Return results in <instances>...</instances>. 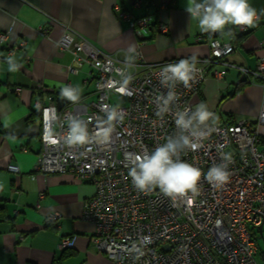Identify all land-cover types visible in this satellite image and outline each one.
Listing matches in <instances>:
<instances>
[{"label": "built area", "instance_id": "2783aa9c", "mask_svg": "<svg viewBox=\"0 0 264 264\" xmlns=\"http://www.w3.org/2000/svg\"><path fill=\"white\" fill-rule=\"evenodd\" d=\"M142 1L136 0L135 5ZM119 17L131 20V13L119 9ZM149 23V16L144 15L134 18L131 26L142 36L148 33ZM157 29L166 33L168 25L159 23ZM204 34L209 37L210 46L209 56L201 59L205 66L195 64L196 78L190 87L176 85L174 91L179 100L163 116L157 114L156 98L166 95L169 89L161 84L160 73L175 61L148 64L145 71L130 73L112 55L71 29L57 41L62 49L75 55L69 72L77 74L85 63L94 69L96 99L86 102L80 96L78 102L67 101L60 110L51 98L46 104L38 101L42 148L37 168L45 173H71L95 186V193L84 202L81 215L94 224L96 248L117 264H259L255 236L256 230L261 227L262 231L264 226V95L255 121L218 118L214 130L199 141L195 151L181 153V160L200 168L204 174L198 195L173 200L159 188L141 192L129 176L137 156L151 153L177 133L175 113L196 108L192 100L207 76L212 73L221 78L226 73L225 66L229 64L225 57L234 46L218 40V33ZM6 38V33L0 35V41ZM136 51L135 59L142 63L143 56ZM219 64L224 68H216ZM239 70L264 79V58L254 71L245 67ZM128 75L131 79L125 84ZM66 87L77 89L70 83ZM113 94L126 98L128 104H112ZM112 109L121 113L123 120L115 122L105 142L94 140L84 146L66 143L73 117L85 121L89 133L95 135L106 126L103 121ZM228 153L230 179L217 187L206 179V173L222 163L223 155ZM7 169L20 171L15 164H9ZM59 218L60 214L54 212L46 221L57 222ZM72 244L70 237H63L60 247Z\"/></svg>", "mask_w": 264, "mask_h": 264}, {"label": "crops", "instance_id": "0c3cea01", "mask_svg": "<svg viewBox=\"0 0 264 264\" xmlns=\"http://www.w3.org/2000/svg\"><path fill=\"white\" fill-rule=\"evenodd\" d=\"M135 1L0 0V35L7 34L0 41V264H117L96 248L94 224L81 215L95 186L71 173L37 168L42 148L38 101L46 104L50 92L59 94L68 83L86 102L96 95L90 65L83 64L77 74L69 72L75 55L57 43L67 29L112 55L130 73H141L148 64L191 62L193 57L195 64L205 66L201 59L210 54L209 37L197 40L204 33L186 11L188 0H152L149 7ZM249 2L259 15L257 23L245 31L228 25L225 34L218 33V40L234 46L225 57L229 66L221 78L210 73L192 100L195 107L206 104L216 117L228 121H255L264 95V79L239 70L254 71L264 58V0ZM119 9L131 13V20L119 17ZM143 15L150 16L152 25L141 36L131 22ZM162 22L168 25L166 33L157 29ZM231 28L240 39L235 40L232 31L227 34ZM132 45L143 61L135 59L129 67L125 57ZM10 56L21 65L15 72L8 71ZM9 164L20 171H9ZM54 212L59 220L47 222ZM63 237L72 239L71 247H60Z\"/></svg>", "mask_w": 264, "mask_h": 264}, {"label": "clouds", "instance_id": "9594fccd", "mask_svg": "<svg viewBox=\"0 0 264 264\" xmlns=\"http://www.w3.org/2000/svg\"><path fill=\"white\" fill-rule=\"evenodd\" d=\"M186 11L192 18L198 20L199 30L208 34H225L228 25L241 26L242 29L250 28L255 26L259 19L257 10L252 7L249 0H188ZM227 34L231 35L230 29L227 30ZM136 55L135 46H130L125 57L129 67L133 65ZM195 62V57L191 62L188 59H180L164 67L160 73V82L169 91L166 95L156 98L159 104L158 115L169 113L172 105L179 100L174 91L178 83L187 88L195 81ZM7 63L10 72H15L21 67L11 56L7 58ZM130 79V75L126 76L124 83L127 84ZM61 96L73 103L80 99L78 90L71 87L63 88ZM106 116V120L103 121L106 126L101 127L95 135L89 133L85 121L73 117L66 133V143L70 146H84L94 140L105 142L113 131L115 122L123 120V115L116 109L108 111ZM217 121L218 117L203 103L194 110L177 111L175 113L177 133L169 136L165 143L151 153L135 158L129 171L134 187L141 192L159 188L162 194L173 200L189 194L198 195L201 177L204 174L200 168L181 160V153L188 149L195 151L199 147V141L214 130ZM222 160V163L212 166L206 173V179L217 187L230 179L228 165L231 163V154H224Z\"/></svg>", "mask_w": 264, "mask_h": 264}, {"label": "rangeland", "instance_id": "374dc122", "mask_svg": "<svg viewBox=\"0 0 264 264\" xmlns=\"http://www.w3.org/2000/svg\"><path fill=\"white\" fill-rule=\"evenodd\" d=\"M89 89H91V87H89ZM92 89H93V85H92ZM95 100L96 99V95H92L89 98H87V101L89 100ZM110 100L112 102V104H119V105H127L128 104V100L120 95H116L113 94L110 96ZM193 104V102H192ZM194 105V104H193ZM256 237H257V243L261 248H264V226H263V230H262V234L260 233V231L256 230ZM257 261L259 263H261V259L259 258V256H256Z\"/></svg>", "mask_w": 264, "mask_h": 264}, {"label": "trees", "instance_id": "16d2710c", "mask_svg": "<svg viewBox=\"0 0 264 264\" xmlns=\"http://www.w3.org/2000/svg\"><path fill=\"white\" fill-rule=\"evenodd\" d=\"M144 1V3H146V6L147 7H149L150 5H151V3H152V0H143ZM144 16V15H143ZM147 16H149V15H147ZM136 18H138V17H136ZM149 18H150V16H149ZM151 18H150V23L148 24V29H150V26L152 25L151 24ZM231 31H232V34L233 35H235V36H233V38L236 40V39H240V37L242 36V35H238L234 30H233V28H231ZM236 35L238 36V37H236ZM149 36L151 37V33L149 34ZM148 36V37H149ZM205 36V35H204ZM51 93V96H58L59 94L58 93H54V92H50ZM262 234V233H261ZM255 239H256V241H257V237L255 236ZM257 245H258V243H257ZM67 254H69V252L68 251H64V255H67ZM259 256V258L261 259V263H259V264H264V248H261L259 245H258V250H257V254H256V256Z\"/></svg>", "mask_w": 264, "mask_h": 264}, {"label": "water", "instance_id": "95a60500", "mask_svg": "<svg viewBox=\"0 0 264 264\" xmlns=\"http://www.w3.org/2000/svg\"><path fill=\"white\" fill-rule=\"evenodd\" d=\"M51 100L52 101H55L56 104H57V107H58V110H60L62 108V106L67 102L69 101L68 99L66 98H63L62 96L58 95V96H52L51 97ZM260 233H262L261 231V227H260Z\"/></svg>", "mask_w": 264, "mask_h": 264}]
</instances>
